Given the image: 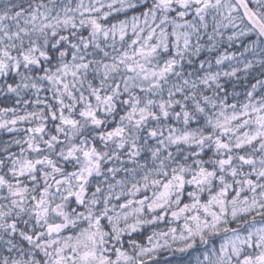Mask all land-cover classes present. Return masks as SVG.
Here are the masks:
<instances>
[{
  "label": "snow or ice",
  "instance_id": "6c2138e0",
  "mask_svg": "<svg viewBox=\"0 0 264 264\" xmlns=\"http://www.w3.org/2000/svg\"><path fill=\"white\" fill-rule=\"evenodd\" d=\"M0 264H264V0H0Z\"/></svg>",
  "mask_w": 264,
  "mask_h": 264
}]
</instances>
